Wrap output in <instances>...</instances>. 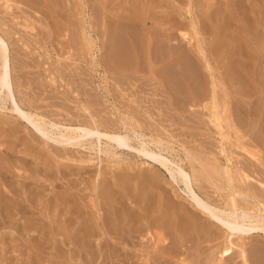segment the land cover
<instances>
[{"label": "rangeland", "instance_id": "374dc122", "mask_svg": "<svg viewBox=\"0 0 264 264\" xmlns=\"http://www.w3.org/2000/svg\"><path fill=\"white\" fill-rule=\"evenodd\" d=\"M252 32L255 33L252 35ZM168 33L172 34L170 40ZM183 33L189 38L194 36L191 42L181 38ZM0 36L8 46L16 98L25 110L41 113L56 123L74 126L91 122L83 111L82 106H85L100 130L131 135V146L139 148L144 143L148 149L160 151L177 161L189 173L195 169L197 190L213 205L227 207L230 189L223 174L227 169L237 189L249 185V191H254L261 200L260 205L253 201L249 212H264V0H0ZM109 39L114 40H111L113 45ZM197 42L216 78V109H212L210 75L204 59L196 51ZM133 48L137 52L136 62L132 60L129 65L116 66L115 62L127 61ZM148 53L154 56L151 60ZM167 54L179 61L173 69L161 62ZM185 59L189 60L186 64ZM191 63L194 64L192 68ZM152 69H163V74H154ZM167 72H176L173 75L176 77H169L172 74ZM6 112H0V167L8 173L3 190L9 197L18 191L26 205L38 198L35 200L38 204H32L36 206L31 208L33 222L20 226L0 225V264H93V239L64 238L76 221V213L70 212L77 206L82 207L79 201L85 205L92 199L104 202V210L117 209L121 220L125 213L145 215L143 227L150 225L149 230L162 232L170 246L180 241L188 244L187 252L178 256H172V250H167L173 264H179V258L186 260L184 262L189 260L188 264H219L223 260L226 264L238 263L236 249L230 255L232 258H221L220 252L227 245L225 232L198 214L166 174L136 151H122L112 145H103L107 153H98L88 146L71 148L68 152L62 148L52 149L24 123ZM6 153L9 155L5 156ZM25 159L27 166L23 164ZM19 175L30 177L26 180V188L14 191L10 184L20 186ZM237 200L240 207L245 205L240 198ZM177 222L181 226L187 223V233L176 234L170 228ZM233 241L238 243V239ZM263 241V237L254 236L242 242L256 258L259 254L252 248L264 246ZM110 242L118 247L117 254L126 244L125 239H110ZM197 252L200 255L195 257Z\"/></svg>", "mask_w": 264, "mask_h": 264}, {"label": "bare ground", "instance_id": "6f19581e", "mask_svg": "<svg viewBox=\"0 0 264 264\" xmlns=\"http://www.w3.org/2000/svg\"><path fill=\"white\" fill-rule=\"evenodd\" d=\"M104 1V0H103ZM123 1V0H122ZM138 1V0H137ZM145 1V0H144ZM164 1V0H163ZM33 2V1H32ZM110 2V1H109ZM46 3V2H45ZM50 3V2H48ZM157 3V2H156ZM187 3V1H186ZM31 4V3H30ZM33 4V3H32ZM120 4V3H119ZM148 4V3H147ZM180 4V3H179ZM40 5V4H39ZM117 5V4H116ZM165 5V4H164ZM167 5V4H166ZM41 6V5H40ZM122 6V5H121ZM139 6V5H138ZM137 6V7H138ZM160 6V5H159ZM169 6V5H168ZM177 6V5H176ZM5 7V6H4ZM72 7V6H71ZM112 7L115 8V6L112 5ZM127 7V6H126ZM131 7V6H130ZM158 7V5H157ZM188 7V6H187ZM51 8V7H50ZM145 8V6H144ZM156 8V7H155ZM169 8V7H167ZM178 8V7H177ZM180 8V7H179ZM116 9V8H115ZM131 9V8H130ZM134 9V8H133ZM136 9V8H135ZM134 9V10H135ZM162 9V8H161ZM8 10V9H7ZM40 10V9H39ZM129 10V9H128ZM146 10V9H145ZM144 10V11H145ZM150 10V9H149ZM169 10V9H168ZM10 11V10H9ZM41 11V10H40ZM55 11V10H54ZM122 11V10H121ZM165 11V10H164ZM50 12V10H49ZM151 12V11H150ZM162 12V11H161ZM185 12V11H184ZM183 12V13H184ZM46 13V12H44ZM54 13V12H53ZM121 13V12H119ZM130 13V12H129ZM148 13V12H147ZM158 13V12H156ZM160 13V12H159ZM163 13V12H162ZM193 13V12H192ZM48 14V13H46ZM78 14V13H77ZM132 14V13H131ZM134 14V13H133ZM150 14V13H149ZM160 15V14H159ZM251 15V14H250ZM120 16V14L118 15ZM158 16V15H156ZM175 16V15H174ZM61 17V16H60ZM111 17V16H110ZM146 17V16H145ZM168 17V16H167ZM243 17V16H242ZM247 17V16H246ZM50 18V17H49ZM154 18V17H153ZM158 18V17H157ZM156 18V19H157ZM173 18V17H172ZM176 18V17H174ZM122 19V18H121ZM147 19V17H146ZM145 19V21H146ZM165 19V18H164ZM244 19V18H243ZM55 20V19H53ZM72 20V19H70ZM69 20V21H70ZM90 20V19H89ZM114 20V19H113ZM160 20V18H159ZM170 20V19H169ZM182 20V19H181ZM94 21V20H93ZM123 21V20H122ZM126 21V20H125ZM177 20H175L176 22ZM179 21V20H178ZM53 22V21H52ZM73 22V21H72ZM111 22V21H110ZM137 22V21H136ZM173 22V20L171 21ZM198 22V21H197ZM229 22V21H228ZM247 22V21H246ZM109 23V22H108ZM117 23V21H116ZM129 23V22H128ZM146 22H144L145 24ZM150 23V22H149ZM60 24V23H59ZM118 24H120L118 22ZM126 24V23H125ZM168 24V23H167ZM176 24V23H175ZM185 24V23H184ZM228 24V23H227ZM172 25V24H171ZM179 25V24H178ZM199 25V24H198ZM113 26V25H112ZM119 26V25H118ZM130 26V25H129ZM144 26V25H143ZM168 26V25H167ZM31 27V26H30ZM59 27V26H58ZM68 27V25H67ZM117 27V26H115ZM123 27V26H122ZM128 27V26H127ZM152 27V26H151ZM161 27V26H160ZM171 27V26H170ZM176 27V26H175ZM193 27V26H192ZM202 27V26H201ZM248 27V26H247ZM25 28V27H24ZM32 28V27H31ZM36 28V27H35ZM56 28V27H55ZM69 28V27H68ZM120 28V26H119ZM132 28V26H131ZM159 28V27H158ZM164 28V27H163ZM168 29V27H166ZM174 28V27H173ZM33 29V28H32ZM63 29V28H62ZM66 29V28H65ZM75 29V28H74ZM114 29V28H113ZM118 29V28H117ZM116 29V30H117ZM124 29V27H123ZM204 29V28H203ZM55 30V29H54ZM68 30V29H66ZM125 30L126 26H125ZM135 30V29H134ZM165 30V29H164ZM170 30V29H169ZM180 30V29H179ZM196 30L193 29V31ZM59 31V30H58ZM63 31V30H62ZM74 31V30H73ZM107 31V30H106ZM110 31V30H109ZM123 31V30H122ZM121 31V32H122ZM133 31V30H132ZM252 31V30H251ZM135 32V31H134ZM140 32V31H139ZM168 32V31H167ZM179 32V31H178ZM202 32V31H201ZM54 33V32H53ZM67 33V31H66ZM69 33V32H68ZM67 33V34H68ZM114 33V32H113ZM138 33V32H137ZM162 33V30H161ZM172 33V31H171ZM168 33L167 35V39L170 40L172 34ZM196 33V32H194ZM255 32H252V35ZM74 34V33H73ZM163 34V33H162ZM191 34V33H190ZM258 34V33H256ZM255 34V35H256ZM13 35V34H12ZM59 35V34H58ZM71 35V34H69ZM153 35V34H152ZM157 35V34H156ZM155 35V36H156ZM161 35V34H160ZM165 34H163L164 36ZM197 35V34H196ZM62 36V35H61ZM68 36V35H67ZM113 36V35H112ZM115 36V35H114ZM121 36V35H120ZM162 36V37H163ZM166 36V35H165ZM181 38H183L184 40H190L191 42V38L194 37L192 36L191 38H189L187 36L186 33L181 34ZM123 38V36H121ZM161 37V38H162ZM47 38V37H46ZM45 38V39H46ZM61 38V37H60ZM73 38V37H72ZM83 38V37H82ZM120 38V37H119ZM135 38V37H134ZM138 38V37H136ZM158 38V37H157ZM200 38V37H199ZM63 39V38H62ZM118 39V38H117ZM121 39V38H120ZM155 39V38H153ZM67 40V38L65 39ZM110 41L113 39H109ZM177 40V39H176ZM73 41V40H70ZM122 41V39H121ZM155 41V40H154ZM173 41V40H172ZM180 41V40H179ZM199 41V40H198ZM45 42V41H44ZM68 42V41H67ZM114 42V40H113ZM111 41V44L113 43ZM120 42V41H119ZM150 42V41H149ZM190 42L188 44H190ZM193 42V41H192ZM259 42V40H258ZM115 43H118L115 41ZM127 43V42H125ZM141 43V42H140ZM139 43V45H140ZM154 43V42H153ZM165 43V42H164ZM168 43V42H167ZM170 43V42H169ZM168 43V44H169ZM175 43V41H174ZM197 47H196V51L197 53L204 59L203 61H205V69L209 72L210 75V84L212 86V97L211 100L212 104H213V108L212 109H216V102L215 100H217L218 97H216V78L213 75V70L211 68V66L209 65L210 63L207 62V59L205 60V53L202 49V46H200L201 44H199V42H197ZM42 44V43H41ZM71 44V43H70ZM110 44V45H111ZM161 44H163L161 42ZM177 44V43H176ZM183 44V43H182ZM192 44V43H191ZM194 44V43H193ZM240 44V43H239ZM40 45V44H39ZM63 45V44H62ZM113 45V44H112ZM116 45V44H115ZM118 45V44H117ZM181 45V44H180ZM57 46V45H56ZM122 46V45H121ZM125 46V45H124ZM128 46V45H127ZM166 46V44H165ZM179 46V45H178ZM176 46V47H178ZM212 46V45H211ZM247 46V45H246ZM38 47V46H37ZM110 47V46H109ZM120 47V46H119ZM140 47V46H139ZM157 47V46H156ZM162 47V46H161ZM175 47V48H176ZM191 47V46H190ZM195 45L193 46L192 50L194 49ZM217 47V46H216ZM26 48V47H25ZM41 48V47H40ZM122 48V47H121ZM151 48V47H150ZM171 49V46L169 47ZM180 48V47H179ZM185 48V47H184ZM257 48V47H256ZM119 49V48H117ZM126 49V48H125ZM157 49V48H156ZM166 49V48H165ZM174 49V48H173ZM177 49V48H176ZM241 49V48H240ZM62 50V48L60 49ZM122 50V49H119ZM158 50H160V47L158 48ZM164 50V49H163ZM181 50V49H180ZM236 50V49H235ZM239 50V49H238ZM151 51V50H150ZM161 51V50H160ZM160 51H158L160 53ZM262 51H264V49H262ZM121 52V51H120ZM129 52V51H127ZM166 52V51H165ZM180 52V51H179ZM188 52V51H187ZM117 53V52H116ZM137 52L134 51L133 48V52L131 51L130 54H125L128 56V58L126 59L127 61H125L124 63H120V62H115L116 66H125V65H129L130 62L135 61L136 62V58H137ZM196 53V52H195ZM237 53V52H236ZM142 54V53H141ZM140 54V55H141ZM149 54V53H148ZM165 54V53H164ZM180 54V53H178ZM183 54V53H182ZM262 54V53H261ZM138 55V56H140ZM172 54H167V58L166 59H162L163 61L162 64L165 65L166 68H171L173 69L172 66L176 65L178 61L172 59L173 57L171 56ZM255 55V54H254ZM110 56V55H109ZM116 56V55H115ZM124 56V55H123ZM182 56V55H180ZM188 56V55H187ZM45 57V56H44ZM111 57V56H110ZM109 57V58H110ZM149 59L151 57V53L148 55ZM156 57V56H155ZM159 57V56H158ZM157 57V58H158ZM161 57V56H160ZM191 57V55H190ZM252 57V56H250ZM256 57V56H255ZM126 58V57H125ZM156 58V60H157ZM247 58V57H246ZM260 58V57H259ZM41 59V58H40ZM152 59V58H151ZM150 59V60H151ZM184 59V58H183ZM250 59V58H249ZM105 59H103L104 61ZM117 60V58H116ZM124 60V59H123ZM143 60V59H140ZM155 60V59H154ZM194 60V59H193ZM263 60V59H262ZM115 61V60H114ZM159 61V60H158ZM166 61V62H165ZM110 62V61H109ZM129 62V63H128ZM160 62V61H159ZM189 62V60L187 61ZM186 59H185V64L187 63ZM195 62V61H194ZM193 62V63H194ZM183 63V62H182ZM182 63H180L182 65ZM191 63V68L192 66L194 67V64ZM106 64V63H105ZM131 64V63H130ZM153 64V63H152ZM193 64V65H192ZM42 65V63H41ZM110 65V64H109ZM134 65V64H133ZM140 65V64H139ZM138 65V66H139ZM162 65V66H163ZM199 65V64H198ZM252 65V64H251ZM264 65V64H263ZM118 66V67H119ZM132 66V65H130ZM177 66V65H176ZM184 66V65H183ZM189 66V65H187ZM27 67V66H26ZM107 67V66H106ZM117 67V69H118ZM141 67V66H140ZM161 67V66H160ZM262 67V66H261ZM66 68V67H65ZM71 68V67H70ZM145 68V67H144ZM175 68V67H174ZM46 69V68H45ZM57 69V68H56ZM73 69V68H72ZM71 69V70H72ZM108 69V68H106ZM123 69V68H122ZM129 69V68H128ZM259 69V68H258ZM61 70V69H60ZM68 70V69H67ZM113 70V69H112ZM142 70V69H141ZM163 70V69H162ZM162 70L160 71H154V69H152V73H156V74H163ZM171 70V69H169ZM190 70V69H189ZM200 70V69H199ZM257 70V69H256ZM63 71V70H62ZM61 71V72H62ZM74 71V70H73ZM107 71V70H106ZM133 71V70H132ZM140 71V70H139ZM162 71V72H161ZM168 71V70H166ZM177 71V70H175ZM182 71V69H181ZM184 71V70H183ZM188 70H186L187 72ZM193 71V69H192ZM191 71V72H192ZM66 72V71H65ZM161 72V73H159ZM165 72V71H164ZM178 72V71H177ZM194 72V71H193ZM245 72V71H244ZM67 73V72H66ZM113 73V71H112ZM116 73V72H115ZM118 73V72H117ZM132 73V72H131ZM169 74V72H167ZM176 73V72H175ZM175 73H170L172 74V76L169 77H176L173 76ZM198 73V72H196ZM167 74V76H168ZM169 74V75H170ZM184 74V73H183ZM189 74V73H187ZM185 73V75H187ZM193 74V73H191ZM190 74V75H191ZM64 75V74H63ZM77 75V74H76ZM137 75V74H136ZM194 75V74H193ZM67 76V75H66ZM152 76V75H151ZM162 76V75H161ZM166 76V75H165ZM153 77V76H152ZM158 77V75H157ZM179 78V77H178ZM186 78V77H185ZM160 79V78H159ZM169 79V78H168ZM171 79V78H170ZM169 79V80H170ZM174 79V78H173ZM187 79V78H186ZM197 79V78H196ZM176 80V79H175ZM199 80V79H197ZM180 81V80H179ZM193 81V80H192ZM61 82V81H60ZM86 82V81H85ZM160 82V81H159ZM187 82V81H186ZM198 82V81H197ZM239 82V81H238ZM52 83V82H51ZM89 83V82H88ZM193 83V82H192ZM39 84V83H38ZM41 84V83H40ZM202 84V83H201ZM82 85V84H81ZM89 85V84H88ZM193 86V85H192ZM86 87V86H85ZM242 87V86H241ZM195 92V91H194ZM218 94V92H217ZM199 95V94H198ZM77 96V95H76ZM202 98V97H201ZM133 100V98H132ZM143 100V99H141ZM135 101V100H134ZM218 101V100H217ZM245 101V100H244ZM30 102V101H29ZM71 102V101H70ZM145 102V100H144ZM247 102V101H246ZM218 103V102H217ZM249 103V102H248ZM139 104V103H137ZM244 104V103H243ZM140 105V104H139ZM138 105V106H139ZM246 105V104H244ZM251 105V103H250ZM31 106V105H30ZM83 107V111L84 113L87 115L88 120H90L91 122H89L88 120V124H81L79 123V125H68V124H60V123H56L53 122L51 120H47V118H45L44 116L35 113V112H31L28 110H25L22 107V104L19 102V100L16 98L15 95V91L13 88V83H12V77H11V68H10V59H9V53H8V46L6 41L0 36V112H8V114L12 115L15 117V119H17L16 121H20L22 123H24L27 128H30V130L37 136L39 137L41 140H43L45 143L49 144V146L52 149H56L58 150V148H62L65 149L66 151L71 149V148H77V147H84V146H88V149L90 150H94L97 149L98 153H102V152H106L107 150L103 151V145L106 147H109L110 145L114 146L113 148L115 149H119L122 151H136L141 157H143V159H145L147 162H150V164L157 166L159 169H161L167 176L168 180L170 183L173 184V186L177 187L179 193L184 196L186 198V200L188 201L189 205H191L197 212L198 214H202L205 217H207L208 219H210L214 224H216L219 228H221L225 234H226V240L225 243L227 244L226 247L223 248V250H221L220 255L221 258L223 259L224 257L228 256L230 257V255L232 256L233 253V249H236L237 253V257L239 259V261H237L238 263H234V264H264V246H259V245H255V248L253 247V252L255 254H259L257 255L256 258L253 257L252 253H250L251 251L247 250V247L245 246L246 243H243L242 241L245 240L246 238L249 237H254V236H261L264 238V212H258L257 214H253L251 212H249V209L253 203V201L257 202L258 205L261 204V200L259 199V197L254 193V191H249V185H245L244 188L242 190L237 189L234 185H233V179L232 177H230L229 175V170L225 169L223 170V174L225 175V181L227 183V185L229 186L230 189V193L228 194V200H227V207L225 208H220L217 207L215 205H213L211 202H209L206 198H204L197 190V181H198V172L192 168V173H189L188 171H186L184 169V167L178 163L177 161L171 160L169 157L165 156L162 152H157V151H153L150 150L146 147V144L141 143L139 148L133 147L131 146V135H123L121 133H117V132H111V131H102L99 129L98 124L95 122V118L93 117V114L89 111L88 108H86L85 106ZM208 107V106H206ZM210 109V108H209ZM210 109V110H212ZM70 110V109H68ZM77 110V109H76ZM244 111V109L242 110ZM6 112V113H7ZM41 112V111H39ZM71 112V111H70ZM212 112V111H211ZM247 112V111H245ZM244 112V113H245ZM253 112V111H251ZM45 113V112H44ZM74 113V112H72ZM76 113V112H75ZM81 113V112H79ZM78 113V114H79ZM101 114V113H100ZM218 114V113H217ZM252 114V113H251ZM46 115V114H45ZM75 115V114H74ZM221 115V114H220ZM51 116V115H50ZM215 116V115H214ZM213 117V116H212ZM11 118V117H10ZM85 118V117H84ZM219 118V117H218ZM14 119V118H13ZM12 119V120H13ZM57 119V118H55ZM216 119V118H215ZM10 120V119H9ZM76 120V119H75ZM80 120V119H79ZM86 121V120H85ZM219 121V119H218ZM217 121V123H218ZM6 122V120H5ZM4 123V122H3ZM11 123V122H10ZM112 123V122H111ZM251 123V122H250ZM6 124V123H5ZM144 124V123H143ZM117 125V124H116ZM152 126V125H151ZM220 127V125H219ZM29 132V131H28ZM27 132V133H28ZM127 133V132H126ZM154 133V132H153ZM135 135V134H132ZM221 135V134H220ZM219 135V136H220ZM33 136V135H32ZM133 137V136H132ZM223 137V136H222ZM225 137V135H224ZM228 138V137H226ZM238 138V137H237ZM236 138V139H237ZM229 139V138H228ZM223 140V139H222ZM241 142L243 143L244 141H242V139H240ZM225 141V140H224ZM249 144V143H248ZM6 145V144H5ZM244 147V146H243ZM9 148V147H8ZM85 149V148H84ZM5 151H7L6 149H4ZM2 150V152L4 151ZM224 151V150H223ZM222 151V152H223ZM8 152V151H7ZM68 152V151H67ZM226 152V151H225ZM5 153V152H4ZM2 153V154H4ZM56 153V152H55ZM59 153V152H58ZM12 154V153H11ZM61 154V153H60ZM59 154V155H60ZM72 154V153H71ZM226 154V153H225ZM6 155H9V153H6ZM83 155V154H81ZM51 156V155H50ZM63 156V155H61ZM69 156V155H68ZM108 156V155H107ZM226 156V155H225ZM83 157V156H82ZM250 157V156H249ZM7 158V157H6ZM85 158V156H84ZM14 159V158H13ZM19 159V158H18ZM24 159V158H23ZM27 159V158H26ZM25 159V161H23V164L26 165L27 160ZM252 159V158H251ZM20 160V159H19ZM18 160V161H19ZM250 160V159H249ZM45 161V160H44ZM47 162V161H46ZM16 163V162H14ZM39 163V162H38ZM10 164V163H9ZM32 164V163H31ZM245 164V163H244ZM19 165V164H18ZM17 165V166H18ZM41 165V164H40ZM44 165V164H43ZM250 165V164H249ZM3 166V165H2ZM27 166V165H26ZM35 166V165H34ZM38 166V165H37ZM255 166V165H254ZM262 166V165H261ZM20 168V167H19ZM23 168V167H22ZM31 168V167H30ZM38 168V167H37ZM42 168V167H41ZM46 168V167H45ZM52 168V167H51ZM258 168V167H257ZM25 169V168H24ZM34 169V167H33ZM49 169V168H48ZM59 169V168H58ZM61 169V168H60ZM71 169V168H70ZM5 170L4 167H0V225L4 226L7 224H19L18 226L22 225H27L31 222H33V219L31 218V208H36V206L32 205L34 204V202H36L38 200V198H33L32 200H30V204H25L24 201V197L22 198V196H20L18 194L17 190L22 191L24 188H26L27 182L26 180H28V177L24 176L26 174H24L23 176L20 177L21 179V185L19 186H13L10 184V187L13 188L14 191H17V194L11 195V197H9V195H6V190H3L4 188V183L6 182V175L5 174ZM39 170V169H38ZM41 170V169H40ZM92 170V169H91ZM24 171V170H23ZM37 171V169H36ZM82 171V170H81ZM29 172V171H28ZM61 172V171H60ZM59 172V173H60ZM63 172V171H62ZM80 172V169H79ZM90 172V171H89ZM103 172V171H102ZM35 173V172H34ZM45 173V172H44ZM73 173V172H72ZM84 173V172H83ZM96 173V172H95ZM107 173V172H106ZM115 173V172H114ZM19 174V173H18ZM22 174V173H21ZM37 174V173H36ZM64 174V173H63ZM116 174V173H115ZM130 174V173H127ZM17 175V174H16ZM41 175V174H40ZM121 175V173H120ZM57 176V175H56ZM73 176V175H72ZM75 176V175H74ZM92 176V175H91ZM113 176V175H112ZM119 176V175H118ZM41 177V176H40ZM47 177V176H46ZM50 177V176H49ZM246 177V175H245ZM54 178V177H52ZM101 179V178H100ZM67 180V179H66ZM88 180V179H87ZM91 180V179H90ZM5 181V182H4ZM37 181V180H36ZM94 181V180H93ZM96 181V180H95ZM111 181V180H110ZM243 181V179H242ZM250 181V180H249ZM17 182V181H16ZM18 182V183H19ZM39 182V181H38ZM113 182V181H112ZM246 182H248V179L246 180ZM19 183V184H20ZM57 183V182H56ZM96 183V182H95ZM99 183V182H98ZM105 183V182H104ZM217 183V182H216ZM250 183V182H248ZM91 184V183H90ZM100 184V183H99ZM111 184V183H110ZM128 184V183H127ZM7 185V182H6ZM5 185V186H6ZM36 185V184H34ZM32 186V185H31ZM41 186V185H40ZM39 185H37L36 187H40ZM97 186V184H96ZM103 186V185H102ZM109 186V185H108ZM9 187V188H10ZM30 187V186H29ZM101 187V186H100ZM42 188V187H41ZM28 189V188H27ZM91 189V188H90ZM96 189V188H95ZM12 190V192H14ZM93 190V189H92ZM111 190V187H110ZM116 190V189H115ZM261 190V189H260ZM264 190V189H263ZM5 191V192H4ZM36 191V190H34ZM33 191V192H34ZM51 191V190H50ZM89 191V190H88ZM92 192V191H91ZM97 192V191H96ZM110 192V191H109ZM15 193V192H14ZM48 193V192H47ZM75 193V192H74ZM106 193V192H105ZM257 193V192H256ZM84 194V193H83ZM96 194V193H95ZM107 194V193H106ZM44 195V194H43ZM42 195V196H43ZM47 195V194H46ZM80 195V194H78ZM113 195V193H112ZM118 195V194H117ZM264 195V194H263ZM36 196V195H34ZM97 196V195H96ZM31 197V196H30ZM40 197V195H39ZM75 197V196H74ZM82 199L83 196L81 195ZM86 197V196H85ZM99 197V196H98ZM263 197V196H262ZM28 198V197H27ZM41 198V197H40ZM44 198V197H43ZM47 198V196H46ZM51 198V197H50ZM53 198V197H52ZM105 198V197H104ZM115 198V197H113ZM143 198V197H142ZM237 198H240V200L243 202L242 207H240L237 204ZM30 199V198H29ZM48 199V198H47ZM64 199V198H63ZM78 199V198H77ZM80 199V198H79ZM107 199V198H106ZM222 199V198H221ZM36 200V201H35ZM67 200V199H66ZM72 200V199H71ZM81 200V199H80ZM93 200V199H92ZM89 201L90 203H86L85 205H82V203L79 201L78 203L80 204L79 207L77 206V209L75 208L74 212H70L74 215V213H76V217L74 220L75 221V225L74 227L71 229L73 231H71L69 229V231L67 232V234L65 235V239H93L94 243H93V249L91 251V262L93 264H173V261L171 260V256L167 254V250H172V256L173 254L175 255H180L183 252H187V247L188 244L186 243H182V241H180V243L178 242V244L174 243L172 244V246L169 245V242L167 243L165 238L160 233H157V231L153 232L152 230H149V226L148 225L146 227V225L143 227V221H145V215L140 214L137 215L133 212L131 213H125L124 215V219L121 220L120 215L117 213V209L113 208H108V209H103L102 205V201L100 203H98L97 200H93V201ZM111 200V199H110ZM138 200V199H137ZM223 200V199H222ZM120 201V200H119ZM134 201V200H133ZM61 202V201H60ZM68 202V201H67ZM70 202V201H69ZM73 202V201H71ZM109 203V201H108ZM118 203V202H117ZM126 203V202H125ZM134 203V202H133ZM36 204H38V202H36ZM57 204V203H56ZM77 204V203H76ZM90 204V205H89ZM111 204V203H110ZM113 204V203H112ZM128 204V203H127ZM226 204V203H225ZM72 205V204H71ZM70 205V206H71ZM78 205V204H77ZM242 205V204H241ZM52 206V204H51ZM55 207V206H54ZM66 207V206H65ZM117 207V206H116ZM119 207V206H118ZM127 207V206H126ZM131 207V206H130ZM40 208V207H39ZM74 208V207H73ZM147 208V207H146ZM263 208H264V204H263ZM38 209V207H37ZM89 209V210H88ZM136 209V208H135ZM127 210V209H126ZM143 210V209H142ZM151 210V209H150ZM149 210V211H150ZM147 211V210H146ZM194 211V210H193ZM195 212V211H194ZM41 213V212H40ZM49 213V212H48ZM68 213V214H70ZM137 213V212H136ZM166 213V212H165ZM49 215V214H48ZM65 215V214H64ZM87 215V216H86ZM123 215V214H122ZM150 215V214H149ZM152 215V213H151ZM196 215V214H195ZM34 216V215H33ZM69 216V215H68ZM148 216V215H147ZM158 216V215H157ZM173 216V215H172ZM40 217V216H39ZM60 217V216H58ZM65 217V216H64ZM71 217V216H70ZM34 218V217H33ZM168 218V217H167ZM38 219V218H35ZM50 220L52 218H49ZM55 219V218H53ZM61 219V218H60ZM66 219V218H65ZM68 219V218H67ZM71 219V218H70ZM69 219V220H70ZM173 219V218H172ZM181 219V218H180ZM42 220V219H41ZM182 220V219H181ZM186 220V219H184ZM37 221V220H36ZM62 221V219L60 220ZM59 221V222H60ZM67 221V220H66ZM161 221V220H160ZM174 221V220H173ZM172 221V222H173ZM35 222V221H34ZM53 222V221H52ZM156 222V221H155ZM155 222H154V226H155ZM179 222V221H178ZM174 223V225H172L170 228L173 229V231L178 234V233H187V223L183 226H181L179 223ZM193 222V221H192ZM200 222V221H199ZM37 223V222H35ZM57 223V222H56ZM68 223V222H67ZM148 224H150L151 222H148ZM197 223V222H196ZM158 224V223H157ZM171 224V222H170ZM190 224V221L189 223ZM205 224V223H204ZM152 225V224H151ZM161 225V224H160ZM158 225V226H160ZM169 225V224H168ZM167 225V226H168ZM30 226V225H28ZM56 226V225H55ZM64 226V225H63ZM68 226V225H67ZM166 226V224H165ZM13 227V226H12ZM46 227V226H45ZM5 228V227H4ZM168 228V227H167ZM169 228V229H170ZM8 229V228H7ZM53 229V228H52ZM63 230V229H62ZM61 230V231H62ZM4 231V230H3ZM2 231V232H3ZM6 231V230H5ZM41 231V230H40ZM71 231V232H70ZM196 232V230H193V232ZM16 232V231H15ZM57 232V231H56ZM60 232V231H59ZM160 232V231H159ZM199 232V231H198ZM10 233V232H9ZM14 231L11 232V234H13ZM44 233V232H43ZM191 233V232H190ZM56 234V233H55ZM62 234V233H61ZM65 234V231H64ZM189 234V233H188ZM199 234V233H198ZM197 234V235H198ZM44 235V234H43ZM191 235V234H190ZM194 235V233H193ZM207 235V234H206ZM12 236V235H11ZM58 236V234H57ZM62 236V235H61ZM182 236V235H181ZM44 237V236H43ZM63 237V236H62ZM180 237V236H179ZM184 237V236H183ZM189 237V235H188ZM192 237V236H191ZM24 238V237H23ZM26 238V237H25ZM178 238V236H177ZM176 238V239H177ZM187 238V236H186ZM110 239H125L126 244L124 245V247L122 248L123 251L121 250L119 252V254H117V249L118 247H116L114 244L112 245L110 242ZM190 239V238H189ZM234 239H238V243L235 241H233ZM170 240V239H169ZM178 240V239H177ZM182 240V239H181ZM86 241V240H85ZM121 241V240H120ZM173 241V240H172ZM176 241V240H175ZM237 241V240H236ZM119 242V241H118ZM166 242V243H165ZM187 242V241H186ZM200 242V241H199ZM264 242V241H263ZM163 243V244H161ZM191 243V242H190ZM194 243V242H193ZM120 244V243H119ZM185 244L187 246H185ZM115 246V247H114ZM248 246V245H247ZM85 247V246H84ZM87 247V246H86ZM184 247V249H183ZM201 247V245H200ZM121 248V247H120ZM203 248V247H202ZM250 248V247H248ZM201 249V248H199ZM198 249V250H199ZM1 250V249H0ZM79 250V249H78ZM83 250V249H81ZM170 250V251H171ZM196 250V249H195ZM207 250V249H205ZM213 250V249H212ZM211 250V251H212ZM220 250V249H219ZM218 250V251H219ZM261 251V253H260ZM208 253V251H206ZM217 252V251H216ZM235 252V251H234ZM169 253V251H168ZM191 253V252H190ZM205 253V252H204ZM212 254V253H211ZM215 253H213L214 255ZM122 255V258L120 259ZM197 255H200V253L196 254L195 257H197ZM204 255V254H203ZM216 255V254H215ZM218 255V254H217ZM176 256V257H177ZM192 256V254H191ZM234 256V254H233ZM236 256V253H235ZM234 256V257H235ZM29 257V256H28ZM111 257V258H110ZM186 257V256H185ZM199 257V256H198ZM203 257V256H201ZM209 257V256H207ZM206 257V258H207ZM217 257V256H216ZM184 258V256H183ZM212 258V257H210ZM215 258V257H214ZM219 258V257H218ZM226 258V259H227ZM232 258V257H230ZM29 259V258H28ZM178 261L179 264H185L187 262H189V260L187 262H184L186 260H183L181 258H179ZM186 259V258H185ZM200 259V257H199ZM198 259V260H199ZM213 259V258H212ZM210 259V260H212ZM225 259V260H226ZM237 259V260H238ZM36 260V259H35ZM174 260V263L175 261ZM196 259L194 258L193 261H195ZM203 260H205L203 258ZM202 260V261H203ZM208 261V259H206ZM205 260V261H206ZM219 260V259H218ZM27 260H25L26 262ZM30 261V260H29ZM33 261V260H32ZM191 261V262H193ZM224 261V260H223ZM222 261V263L218 262L219 264H226ZM90 262V261H89ZM226 262V261H225ZM206 263V262H205ZM204 263V264H205ZM231 263V262H230ZM24 264V263H23ZM188 264V263H187ZM190 264V263H189ZM198 264V263H197ZM217 264V263H215Z\"/></svg>", "mask_w": 264, "mask_h": 264}]
</instances>
